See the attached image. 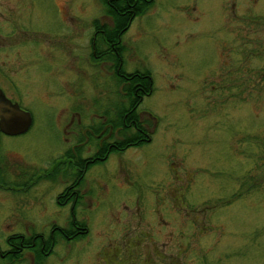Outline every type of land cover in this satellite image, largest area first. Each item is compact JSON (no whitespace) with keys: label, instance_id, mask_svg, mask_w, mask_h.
<instances>
[{"label":"rangeland","instance_id":"obj_1","mask_svg":"<svg viewBox=\"0 0 264 264\" xmlns=\"http://www.w3.org/2000/svg\"><path fill=\"white\" fill-rule=\"evenodd\" d=\"M13 1L24 24L13 93L32 120L23 133L0 134L3 179L7 168L48 164L73 139H86L101 115L114 117L116 101L127 103L112 58L89 55L92 22H111L102 0ZM263 20L264 0H153L131 20L120 37L122 67L150 72L152 91L137 107L150 140L113 154L117 180L108 177L107 160L91 168L106 177L101 203L78 206L89 214L87 235L59 240L41 264H105L100 250L109 247L107 238L117 243L130 229L123 220L137 213L144 214L140 228L151 225L152 211L151 231L155 224L164 229L163 221L171 226L172 254L178 243L184 246L173 257L178 264H264V27L243 25ZM92 139L82 144L87 153ZM132 171L136 187L129 188ZM102 179H90L100 193ZM57 188H44L37 205L47 207L42 214L34 208L29 227L46 230L66 211L51 201ZM5 201L8 194H0ZM113 210L121 214L118 223ZM25 221L0 220V235Z\"/></svg>","mask_w":264,"mask_h":264},{"label":"flooded vegetation","instance_id":"obj_2","mask_svg":"<svg viewBox=\"0 0 264 264\" xmlns=\"http://www.w3.org/2000/svg\"><path fill=\"white\" fill-rule=\"evenodd\" d=\"M15 1L17 5V0H14L13 3ZM17 14L18 9L12 4V0H0V91L11 101H16L18 103V100L14 97L15 93L13 92L20 79V74L16 67L19 65V60L22 56V29L24 24L17 19ZM243 25H246V30L256 25L264 27V20L259 23L256 21H247L243 22ZM91 27L92 32L88 45L89 55L91 60L98 61L108 56V52L103 38H94L96 28L93 25H91ZM55 43H60V40L55 41ZM262 44L264 55V41ZM112 72L115 76L116 74L113 70ZM232 72L233 76H237L239 71L235 69ZM262 73L264 74V69ZM224 76L231 77V70H226ZM136 86H132V92L138 96ZM120 88L124 97V85L122 84ZM151 91L138 96V101L134 103H130V97H126L127 103L125 105L123 100L122 102L116 101V103L113 104L114 117L107 118L101 115L100 120L90 126L89 135L93 136L92 141L89 142L93 147V150L89 152L90 154L87 153L82 145L87 142V138L91 137L88 135L86 139L79 138L78 142H75L76 139H73L67 148L62 150L61 153L53 156L46 165L7 168L6 171L4 170L6 179H3V171L0 168V194L6 193L9 196L8 202L5 201L4 204L0 203V220H28L31 214H33L35 207L38 210L37 213H44V208L47 206L42 205L41 207L37 205L39 198L43 191L45 192V187L50 188L55 185L58 188L51 198V201L53 200L58 207L66 208V211L62 210L59 212L57 222L46 224L49 225L46 230H40V228L33 229L29 227L25 221L23 227L19 226V230L9 233L6 232L3 236L0 235V264H41L44 258L50 254L55 243L59 240L66 241L69 244L75 241V239L85 234L87 235L88 226L84 224V220L87 219L89 214H85L83 209L78 208V206L81 204L87 206L90 199L94 200L95 203L100 202L99 199L103 195L102 189L105 186L104 180L106 177L102 179L98 170L91 168L107 160L109 163L107 172L112 175L108 177L117 180L119 179L117 175V159L113 157V154L122 153L127 148L139 146L143 142L150 140L147 123L138 112L137 107L142 97L150 94ZM123 126H126L127 136L130 135L135 137L130 141L131 144L126 146L121 144L124 135H126V133L123 132ZM1 133L6 134L0 131V134ZM169 155L171 154L166 156ZM166 156L163 158H166ZM133 172L134 171L130 174L131 180L128 185L129 188H132L130 185L136 187L132 184V182H134ZM87 173L88 178L86 177ZM92 177L102 179L103 187L101 188V193L100 189H98L99 193L95 191V183L90 182ZM176 177L178 178L177 175ZM86 181H88L90 186H84L85 188H83L81 184ZM182 186L183 184H180L178 187ZM16 197L20 199L25 198V201H19ZM125 198L130 199L132 195L131 197ZM155 200L156 196H153L151 200L152 205L155 204ZM120 204L124 209L128 207L125 205L124 201H121ZM120 204L117 205V208ZM11 206L19 209L20 212L13 214L11 209L9 210L8 208H11ZM153 208L154 205L152 206V210ZM2 210L5 212H2ZM153 212L154 211H152L154 218L155 214ZM111 213L113 214L112 218H115L112 219V221L117 223L121 221V214L118 215V212L115 210ZM11 214H13L14 217ZM142 215L144 214L137 213L123 220L124 226L130 229L123 231L117 243V240L107 238L109 239V241H107L109 247L101 246L100 250L101 254H105L103 257L105 264L110 262L115 264H178V260H173V257L174 259H178L184 250V246L178 243L175 254H172L171 250H169L170 247L167 238L171 240V226L160 219L158 215L159 218L157 220L163 221L164 225H166L164 229H161L162 224H155L157 229L151 231L152 225L155 223V219L153 218L151 220V225L140 228L139 225L141 221H144V219L141 218ZM76 217H81L80 220H82V222L78 221ZM29 228L30 230H28ZM111 252L115 254V259L112 257L111 259H107L106 255L111 254ZM25 253L28 254V261L20 262L22 260V254ZM170 255L172 256L171 258H169ZM180 264L182 263L180 262Z\"/></svg>","mask_w":264,"mask_h":264},{"label":"trees","instance_id":"obj_3","mask_svg":"<svg viewBox=\"0 0 264 264\" xmlns=\"http://www.w3.org/2000/svg\"><path fill=\"white\" fill-rule=\"evenodd\" d=\"M152 1L153 0H102L106 6L105 13L110 16L111 22L109 24H103L99 22L98 19H94L92 22V25L96 28L94 38H103L108 56L112 58L111 65L116 74L115 77L124 85V97H130V103L138 101V96L152 90V80L148 69H135L130 72L124 71L121 54L123 44L121 43L120 37L127 29L132 18L143 12ZM132 86H136L138 96L132 92ZM123 127V132H125L126 135H124L121 144L126 146L131 144L130 141L135 137L130 135L127 136L126 126Z\"/></svg>","mask_w":264,"mask_h":264},{"label":"water","instance_id":"obj_4","mask_svg":"<svg viewBox=\"0 0 264 264\" xmlns=\"http://www.w3.org/2000/svg\"><path fill=\"white\" fill-rule=\"evenodd\" d=\"M31 124V114L0 91V131L6 134L25 132Z\"/></svg>","mask_w":264,"mask_h":264}]
</instances>
